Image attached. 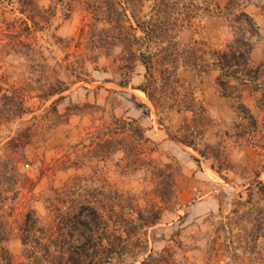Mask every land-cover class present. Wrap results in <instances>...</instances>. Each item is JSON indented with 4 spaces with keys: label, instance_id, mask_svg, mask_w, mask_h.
Masks as SVG:
<instances>
[{
    "label": "rangeland",
    "instance_id": "obj_1",
    "mask_svg": "<svg viewBox=\"0 0 264 264\" xmlns=\"http://www.w3.org/2000/svg\"><path fill=\"white\" fill-rule=\"evenodd\" d=\"M30 1L35 22L28 20L27 31L28 13L20 14L26 0H0V235L8 239L4 246L14 262L48 264L34 259L44 251H29L23 235H53L61 246L56 250L65 254L50 260L78 264L76 250L88 237L66 224L74 213H86L81 206H90L108 220L107 235L99 236L115 244L120 255L114 264H141L150 255L160 264L168 257L173 264H264V237L216 234L222 215L234 209L230 203L240 193L247 197L257 175L264 179L261 95L228 99L217 86L219 71L179 65V91L169 95L174 103L163 93L166 102L158 111L137 89L146 83L142 65L124 79L116 57L121 50L106 56L90 45L92 31L97 36L104 27L88 10L94 0ZM248 12L261 29L250 54L259 66L264 18L253 7ZM234 38L225 19L199 14L178 33L177 43L224 49ZM59 81L68 90L49 96ZM137 103L146 104L150 116ZM119 119L136 121L146 141L119 146L121 138L112 134ZM135 146L141 160L124 152ZM151 158L152 166H172L176 207L160 197L146 164ZM220 163L230 170L218 174L212 166Z\"/></svg>",
    "mask_w": 264,
    "mask_h": 264
},
{
    "label": "trees",
    "instance_id": "obj_2",
    "mask_svg": "<svg viewBox=\"0 0 264 264\" xmlns=\"http://www.w3.org/2000/svg\"><path fill=\"white\" fill-rule=\"evenodd\" d=\"M33 6L34 3L26 0L20 9V14L28 13L27 20L23 21L27 31H30L28 20L35 22L34 16L31 15L35 12ZM249 7L257 9L264 18V0H94L92 3L88 2V10L91 14L95 12L96 20L104 27L97 30L96 24L90 25V28L98 31L97 36L93 35L92 31L90 45L102 48L106 56H110L116 48H119L121 51L116 57L124 70V79H127L138 65H142L146 71V83L137 89L146 94L158 111L166 102L161 96L163 93L167 96L170 105L174 103L169 95L173 96L179 91L176 72L179 65L200 73L206 72L209 68L219 71L217 86L228 99L241 100L248 92L260 94L262 98L260 101H263L264 63L254 66L250 60L254 39L260 37L261 29L249 14ZM199 14H211L225 19L234 30V40L224 49L213 48L204 43L181 48L177 43L178 33ZM84 32L83 29L82 33ZM42 48L49 52L46 47L42 46ZM66 90L68 89L64 88V83L59 81V87L49 96L62 94ZM239 106L240 113L246 116V107L242 104ZM136 107L143 111V115L150 116V109L146 104L137 103ZM187 109L196 113L195 106H187ZM20 111L22 112V109ZM250 117L253 125L256 126V120ZM112 134L121 138L118 139V143L122 148L128 147L134 142L133 140L146 141L142 129L134 120H116ZM124 141L129 143L123 146ZM135 149L136 146L124 152L134 153L133 158L141 160L140 150ZM200 153L206 157L205 153ZM147 161L150 162H146L148 166L154 164L152 158ZM212 168L220 175L230 170L221 163ZM151 169L157 182L156 187L160 188V197L168 206L176 207L177 190L172 166L165 164L161 167L152 166ZM246 194L247 197L243 193L238 194L230 203L234 209L228 215H222L216 234L264 237L262 236L264 235V179H261L260 174L247 188ZM80 208H85L86 213H81V210L74 213L72 219H69L70 222L66 224L68 227L78 226L88 237V240L78 247L79 252L76 250L80 257L78 264H114L116 256L120 255L116 251L115 244L111 240L105 244L99 236L107 235L108 220L90 206ZM95 219L97 221H94ZM156 220L158 218L155 217L148 224L154 225ZM7 240L0 235V264H16L4 246ZM23 242L30 247L29 251H34V254L39 253V249H43V258L37 257V254L33 256L37 261L54 264L50 259L55 258L56 253L65 254L64 251L56 250L61 249V246L55 244L53 235H23ZM141 264L160 263L150 255ZM164 264L173 263L168 257L164 260Z\"/></svg>",
    "mask_w": 264,
    "mask_h": 264
}]
</instances>
